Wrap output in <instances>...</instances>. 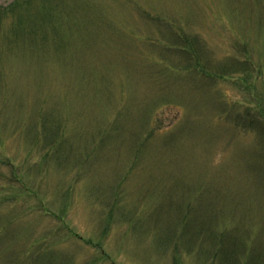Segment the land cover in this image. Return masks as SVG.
Wrapping results in <instances>:
<instances>
[{
    "label": "rangeland",
    "instance_id": "rangeland-1",
    "mask_svg": "<svg viewBox=\"0 0 264 264\" xmlns=\"http://www.w3.org/2000/svg\"><path fill=\"white\" fill-rule=\"evenodd\" d=\"M0 264H264V0H0Z\"/></svg>",
    "mask_w": 264,
    "mask_h": 264
}]
</instances>
